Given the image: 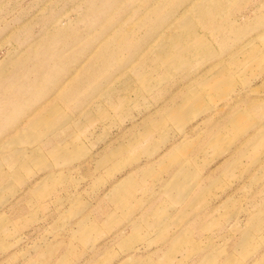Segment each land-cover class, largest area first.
Listing matches in <instances>:
<instances>
[{
	"label": "rangeland",
	"instance_id": "obj_1",
	"mask_svg": "<svg viewBox=\"0 0 264 264\" xmlns=\"http://www.w3.org/2000/svg\"><path fill=\"white\" fill-rule=\"evenodd\" d=\"M65 115L82 154L31 204L38 167L0 192V264H264V0H0V142ZM108 149L130 165L99 168ZM130 174L142 185L126 217L107 194ZM170 178L162 233L165 211L156 227L141 215Z\"/></svg>",
	"mask_w": 264,
	"mask_h": 264
},
{
	"label": "crops",
	"instance_id": "obj_2",
	"mask_svg": "<svg viewBox=\"0 0 264 264\" xmlns=\"http://www.w3.org/2000/svg\"><path fill=\"white\" fill-rule=\"evenodd\" d=\"M95 104V102H94ZM88 105L84 106L85 108L88 107ZM62 107V106H61ZM92 107V106H90ZM89 108V107H88ZM94 108V106H93ZM83 109V108H82ZM24 111V110H23ZM96 111V108H95ZM69 117V119H68ZM25 119V117H24ZM58 120V123L61 124V121H63V124H61V127L54 129L49 132H44L34 137L33 139H30L28 141H23L19 143H12L10 140L13 137L12 134L16 131L15 128L12 132H9V134L3 138V140L0 142V158H5L9 154V152L12 153L15 149H22L25 154L23 158L25 159V166L23 167H17L19 166L16 164H8L6 161H3L0 163V192H6V191H13L16 188V185L22 183L26 184L27 182V175H29L32 172V169L34 167L40 168L41 172L46 171L43 175H40L35 181H33V184L29 185V191H28V197L24 199V203H30L40 198L46 194H48L53 188L59 184V189L61 188V185L66 182L68 179V175L66 173L61 174L62 172H58V170L52 169L55 167H61L66 166L72 160L78 159L80 155L82 154V148L79 146V143L77 142L75 144V140L79 137H81V132L73 131L72 127L69 125V123L72 121L70 115H65V117L61 118L58 116L56 118ZM64 119V120H63ZM61 120V121H60ZM68 120V125L65 124V121ZM85 121L81 116L80 119L74 123L75 127L73 128H79L82 124V122ZM88 121V120H87ZM22 122H25L24 120ZM16 127V126H15ZM51 136V140H47ZM46 140H43V139ZM45 141L50 142V147H47L46 149H42L39 147L38 144ZM9 144V145H8ZM49 144V143H48ZM124 144L118 145L117 147H121ZM114 147V148H117ZM113 148V149H114ZM113 149H108L107 151L101 152L100 157L96 160L98 161L99 168H108L106 169L107 173H114L112 169L118 168L122 163V166H129L130 164L126 163L130 160L132 156H129L130 154H118V155H110V152ZM38 153L40 154V158L38 160H33L31 158L32 153ZM175 153V146L173 145L169 151L168 155L173 162L172 156ZM9 157V156H7ZM115 158H118L119 161H113ZM126 163V164H125ZM148 170H144L143 174L149 175L153 172L152 166L147 168ZM171 178L164 182L163 185V191H164V202L161 201V205L154 206L152 210L148 211L147 213L141 215L143 220L146 219L145 217H149L151 219L152 226L150 227H156V224H154V215L153 213H158L161 211H165V216L160 220L161 224L159 223L160 227L159 230L164 233L168 232L170 223H174V215L170 212L169 209V202H174L175 198V192L170 193L167 191V185ZM142 182L138 181L136 178V175H127L126 178L117 180L114 182L111 186V189H109V193L107 194V200L109 202L114 203L117 207H124L127 211L124 215L126 217L132 216L134 212L136 211V206L132 208V204L138 199L136 193H134V190L136 187L141 186ZM56 189V188H55ZM189 191V188H185L183 191V198H185V194ZM62 197H60V200ZM69 199V198H68ZM168 199V201H167ZM121 200V201H119ZM133 201V202H132ZM126 202V203H125ZM114 218V215H109V219L112 220ZM160 216H157V219H159ZM136 226H138V222H134ZM86 225L88 229L93 230L94 227L91 226L90 222L86 221ZM89 233V232H88ZM210 258H206V261L204 264H209Z\"/></svg>",
	"mask_w": 264,
	"mask_h": 264
},
{
	"label": "bare ground",
	"instance_id": "obj_3",
	"mask_svg": "<svg viewBox=\"0 0 264 264\" xmlns=\"http://www.w3.org/2000/svg\"><path fill=\"white\" fill-rule=\"evenodd\" d=\"M54 112V111H53ZM55 113V112H54Z\"/></svg>",
	"mask_w": 264,
	"mask_h": 264
}]
</instances>
